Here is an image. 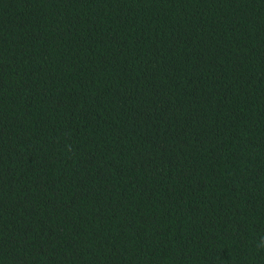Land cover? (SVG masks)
Segmentation results:
<instances>
[{"label":"trees","instance_id":"trees-1","mask_svg":"<svg viewBox=\"0 0 264 264\" xmlns=\"http://www.w3.org/2000/svg\"><path fill=\"white\" fill-rule=\"evenodd\" d=\"M0 264H264V0H0Z\"/></svg>","mask_w":264,"mask_h":264}]
</instances>
